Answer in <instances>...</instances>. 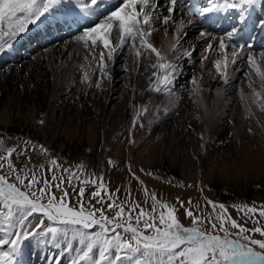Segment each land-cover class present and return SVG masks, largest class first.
<instances>
[{
    "label": "rangeland",
    "instance_id": "rangeland-1",
    "mask_svg": "<svg viewBox=\"0 0 264 264\" xmlns=\"http://www.w3.org/2000/svg\"><path fill=\"white\" fill-rule=\"evenodd\" d=\"M50 27V24H46L45 28L32 33L37 36L46 31L48 35ZM86 27L81 26L71 35L76 37ZM69 39L71 38L67 36L62 40L69 41ZM24 43L26 45V41ZM54 43L51 42L46 47L37 46L33 53H42L47 47H55L57 44ZM127 49H130L129 45L122 48L123 53L119 51L114 54V57L118 58L113 67L115 72L111 74L110 65L107 69L112 77L111 81L105 78L101 88L95 87L100 78L99 68L95 65L94 75L91 77L92 86L83 81L84 85L81 88L78 81L79 83H76L68 94L60 95L53 117L51 116L49 120L38 111L29 110L27 105L20 106L19 102L12 104V107L8 105L9 108L11 107L10 110L3 104L0 109L3 113L0 117L7 116V121L14 123L10 111L22 109L20 127L33 128V124L43 121L41 124L44 125L46 138L39 140L28 133L24 134L21 129L13 132L8 130L9 127L0 126V140L3 141V145L0 146V156H6L8 148L15 149L11 157L14 167L21 172L29 171V176L34 172L36 179L40 181L38 188L47 180L51 186L49 190L58 198L61 195L60 188L66 189L71 206L78 207L76 192L83 187L85 207H88L89 202L95 208L103 207L106 210L105 214L110 218L115 216V210H108L107 205L113 200L116 205L124 206L125 213L130 210L131 204H138L139 207L132 212L133 217L139 214L141 208L151 212L153 207L151 194L155 193L158 200L175 208L176 216L185 227L192 226L193 218L186 215L187 211L191 210L195 216L203 218V223L200 225L202 230L212 231L210 220L215 221L219 229L220 222L215 218L221 214L219 205L223 204L230 219L236 220L243 227L264 228V217L259 215V211L252 214L242 207L247 205L258 210L264 207V111L253 104L251 114L248 111L242 113L244 121L242 126H230L231 115L238 103L240 90L243 89L246 95L251 94L247 72H242V75L234 80L230 92L224 93L221 100V104L227 102L223 120L229 126L218 128L220 134L215 135L207 143L202 144L203 139H201L203 134L201 111L191 100L192 97L189 98V95H195L193 89L188 88L193 79L191 75L187 77L188 81L175 86V90L180 94L179 106L185 104L188 99L194 104L191 123L188 126H181L179 120L173 121V119L168 121L167 126H151L141 141L137 142L133 137L136 127L133 121L137 120V114L141 112V101L132 91L136 86L132 78L136 68L132 67L134 62L129 59V55L132 54L126 53ZM62 59L68 60L67 56H63ZM128 62L131 67L128 66ZM20 64L16 63L18 66ZM142 68L139 72L141 76ZM2 73L4 74V66L0 65V74ZM252 79L253 87L259 91V78L254 70H252ZM213 80V82H209V79L203 80L202 85L214 88L217 80ZM108 86L114 89L111 93L112 98H108ZM4 88L5 82L0 81V103L6 99L8 102L13 94L21 93L23 86L20 84L18 87L20 90L16 86L11 87L8 94H5ZM207 95L214 96L209 91ZM87 122L94 126H85ZM44 149L47 151L45 152ZM186 156L192 157L193 162L190 163V160L185 159ZM52 160H56L57 164L53 165ZM3 163L4 168L0 169V174L8 176L10 182H16L15 175L8 170L7 159ZM192 167L193 171H191ZM27 183L28 181L25 180V184ZM100 183L105 185L103 190L97 188V184ZM57 184L60 188L55 187ZM94 191H100L105 203L101 204L98 202L99 198L92 197ZM160 210L157 206V213ZM40 219H44L46 226L52 224L42 214L36 213L29 218L26 222L27 227L23 230L33 228ZM226 226L229 227L230 238H239L236 235L239 229L231 228L230 223ZM98 230L95 228L89 231ZM16 231L21 229L13 230L14 233ZM118 231L128 238V234L123 233L122 230ZM216 234L224 235L223 232ZM247 234L255 239L264 238L255 232ZM4 236V232L0 230V238ZM11 238L14 239L15 236ZM70 240L71 233L68 239L58 237L52 240L50 235L28 237L21 244L18 259L22 258L23 264H73V261L80 264L86 261L79 259L84 247L80 245L79 238L71 241V248L68 247ZM5 248L7 246H2V250ZM137 259L140 257L117 255L113 250L107 259L100 260L97 247L88 260L90 264H120L122 261L136 264Z\"/></svg>",
    "mask_w": 264,
    "mask_h": 264
},
{
    "label": "snow or ice",
    "instance_id": "snow-or-ice-1",
    "mask_svg": "<svg viewBox=\"0 0 264 264\" xmlns=\"http://www.w3.org/2000/svg\"><path fill=\"white\" fill-rule=\"evenodd\" d=\"M69 3L70 0H0V53L10 49L12 42L21 34L26 33L30 25L54 18L55 14L61 8L68 7ZM75 4L79 8V12L72 13L74 18L89 13L93 6L100 9L97 13V21L93 22V26L83 28L81 33L75 37L78 43H81L89 53L93 54L96 66L99 68L100 78L95 87L101 88L105 78L111 81L112 77L107 71L109 62L113 60L117 50L127 44L137 63L142 55L155 54L156 62L151 67L164 69L165 72L163 74H158L155 71L152 73L155 80L153 81L150 77V90L170 95L177 66L168 62L166 54L149 42L148 37L154 31L150 0H120L119 4L111 7L106 6V0H75ZM101 5H105V7L101 8ZM168 5L166 9L168 15L162 18L157 17V19H162L164 25L172 20L177 0H168ZM245 6L264 8V0H225L222 4L213 2L198 10V14L205 17L209 13L244 9ZM188 15H192L191 10L188 11ZM240 19L245 20L243 13L240 15ZM72 22H75V19ZM183 24L184 21L181 20L180 27H183ZM114 32L115 44L113 43ZM177 32L179 33V28ZM209 35L206 32L200 33L201 38ZM242 38L243 29L237 26H234L224 36L219 37L218 44L222 59H216L214 66L220 78L227 84L230 79L229 66L235 64L237 58L243 56L246 50L248 51L246 57L250 66L248 87L251 89V94L246 95L241 89L240 98L246 110L251 114L253 104L264 111V68L251 53V45L233 43V41ZM225 41L229 43H225ZM176 42L172 45L173 50L179 42V35L176 37ZM229 47H231L230 54L226 51ZM97 48H100L98 55L95 54ZM212 48L213 45L209 43L206 51H210ZM186 55L190 57L191 52H187ZM260 56L264 59V52H261ZM204 59L207 57L205 56ZM252 70L259 78V91L253 87ZM83 79L86 84L92 86L88 71L83 73ZM192 85L193 93L199 95L202 89L196 78L192 79ZM219 92L220 90L217 89V94ZM141 112H147V106L142 105ZM138 119L139 113L137 114ZM135 123L136 120L133 121L134 126ZM201 139H203V134H201ZM2 145L3 141L0 140V146ZM14 151L15 149L8 148L6 149L7 155L0 156V169L4 168L3 162L7 159L8 170L15 175L16 181L10 182L8 176L0 174V205H2L0 207V230L5 234L4 238H0V264H23L22 258L18 259V256L22 242L28 237H48L50 235L52 240H56L58 237L68 239L69 233H71L69 248L72 247L71 241L77 238H79L80 245L84 246L82 255L79 257L81 261L91 259L94 249L98 247L100 260L107 259L114 250L117 255L140 257L136 264H264V238L255 239L247 234L255 232L264 237V228L259 226L253 229L243 227L236 220L230 219L223 204L219 205L221 214L215 218L220 222L219 229H217L216 222L210 220L211 232L201 229L203 218L195 216L191 210H188L186 215L193 218L192 226L185 227L176 216L175 208L158 200L155 193L151 194L153 201L151 212H146L141 208L139 214L133 217L132 212L139 207L138 204H131L130 210L125 213L124 206L116 205L113 200L107 205L108 210H115V216L110 218L105 214L106 210L103 207L95 208L90 202L88 207H85L83 202L85 189L83 187H80L76 192L78 207L70 205L67 190L60 188L59 184L55 185L61 191L59 198L49 190L51 186L47 180L43 182L42 187L38 188L37 185L40 181L36 179L34 172L29 176V171H18L12 164L11 157ZM44 151L47 150L44 149ZM109 162L111 163V161ZM52 164L56 165L57 161L52 160ZM53 179L55 180L56 177L54 176ZM25 180L28 181L27 184H25ZM84 183H88V181H84ZM141 184H143L142 181ZM97 188L103 190L105 185L97 184ZM117 191L119 190L117 189ZM144 191L147 195V188ZM91 195L93 198H99V203H105L100 191H94ZM177 199L179 200V198ZM209 203L212 202L209 201ZM181 205L183 206V202ZM157 206L161 209L158 213ZM242 207L252 214L259 211V215L264 217V207L259 210L247 205ZM36 213L42 214L52 224L46 226L44 219H40L33 228L24 231L23 229L27 227L26 222ZM229 223L231 228L239 229L236 233L239 238H230L231 233L229 227L226 226ZM256 223L259 222L256 221ZM16 228H20L21 231L14 233L13 230ZM95 228L99 230L89 231ZM118 230L128 234V238H125ZM218 232H223L224 235L216 234ZM13 235L14 239L11 238ZM2 246H7V250H2ZM73 264H77V262L73 261Z\"/></svg>",
    "mask_w": 264,
    "mask_h": 264
},
{
    "label": "bare ground",
    "instance_id": "bare-ground-1",
    "mask_svg": "<svg viewBox=\"0 0 264 264\" xmlns=\"http://www.w3.org/2000/svg\"><path fill=\"white\" fill-rule=\"evenodd\" d=\"M109 1L110 6H115L120 3V0ZM150 3L152 7V26L154 31L151 36L148 37L149 42H151L157 49H160L163 53H165L167 61L175 64L177 69L174 73L175 80L171 86L170 95L151 91L150 77L153 81L155 80V78L152 77V73L155 71L158 72V74H163L165 70L153 69L151 67V65L156 62L155 54L142 55L137 63L135 62L133 52L130 49H127L126 53L130 52L132 54H128L129 59L131 58L130 60L134 62L132 67L136 68V70L132 73V78L134 82H136V86L132 89L133 94L139 97L141 106H147V112H140L139 119L136 120V127L133 135L134 140L140 142L147 134V130L151 126H167V124H169L168 121L170 122L173 119V121H175V119H177V121L179 120L181 126H188L191 123V114L193 112L194 104L188 99L185 104L179 106L178 103L180 101V94L175 90V86L177 84H182L187 80V77L191 75V77L193 76V78L198 80L202 89V92L199 95H189V98L192 97L191 100L196 103L195 106H198L201 111V125L203 126L202 144L207 143V141L212 139L215 135L220 134L218 128L220 129L222 126H229L225 124V121L223 120V114H226L225 112L227 106V102L221 104L224 93L230 92L234 80L239 78L242 72L245 71L248 74L250 70V66L247 63L246 58L248 51L246 50L243 56L237 58L235 64L229 66L228 71L230 79L229 82L225 84L214 66V61L216 59H222V54L219 51L218 38L224 36L228 31H231L230 24L232 22H238L242 13L245 16V19L247 15H250V13H255L258 17L260 16L264 18V8L245 6V8L237 14L230 12L229 20L226 22L228 28L224 34L220 35V25H216L214 27L210 26L207 28L201 19L186 14V1L184 0H177L176 10L172 13V20H170L167 25H164L162 23V19H157V17L162 18L163 16L168 15L166 11L169 6L168 0H150ZM246 9L248 10L246 13L247 15H245ZM229 10L234 11V9ZM99 11L100 9H96L93 6L89 13L81 14L74 18L72 13L79 12V8L75 4V0H70L68 7L61 8L60 11L55 14L54 18H49L35 25H30L29 30L26 31V33L21 34V36L12 42V47L10 49H6L5 52L0 53V65L4 66V74H0V81L5 82V94H8L9 90H11V87L13 86H16L17 88L20 84L23 86L21 93H18V95L13 94V97H10L8 102H6L7 99L1 102L0 109L4 104V106L10 110L12 104L19 102L18 104L20 106L27 105L29 106V110L38 111L41 115H45L47 120H49L51 116L53 117L55 105L61 98L60 95L68 94V92L72 90V87L79 82V87L82 88L84 85L83 73L85 71H88L91 77L94 75L96 61L93 59V54L89 53V51L85 49L81 43L76 41L75 36L73 37L71 34L74 33L78 29L77 27L81 25H88L89 27L93 26V22L97 21V13ZM73 19H75V22H72ZM181 20L184 21L183 27H180ZM66 21L68 22L66 23ZM48 23L53 24V29L50 30V34H39L36 38L35 36H32V32L34 30L43 28ZM178 28L179 33L177 32ZM201 32H206L210 35L205 38H201ZM30 34L32 35L30 36ZM177 35H179V42L173 50L172 45L177 43ZM67 36L71 38L69 41L62 40ZM25 41L26 45H24ZM51 42H57V45L54 43L56 45L55 47H47V49L42 53H33L37 46L43 45V47H46ZM113 43H116L115 32L113 34ZM209 43L213 45V48L210 51H206ZM225 43L229 42L225 41ZM126 46L127 44L124 48ZM99 51L100 48L95 49V54L98 55ZM119 51L123 53L122 49H118L116 53ZM189 51L191 52L190 57L186 55ZM226 51L230 54L231 47H229ZM261 52H264V50ZM261 52L254 53L251 49V53L255 56L257 62L262 68H264V59L260 56ZM63 56H67L68 60L62 59ZM205 56L207 59H204ZM85 57H87V59H85ZM126 58H123V60ZM58 59L62 60L58 61ZM127 60L125 62H127ZM117 61L118 58L114 57L113 60L109 62V65L112 66V75L115 72V68L113 67ZM130 62H128V66L131 65ZM16 63L21 64L18 66ZM89 65L93 66L89 67ZM143 65H145V69L142 68ZM141 68L143 69L142 76L139 73ZM206 79H209V82H213V79H216L217 81L214 83V85L216 84L215 87H204L202 85V81ZM132 85H134V83H132ZM188 88L193 89L192 81L190 82ZM217 89L220 90L219 94H217ZM18 90L20 89L18 88ZM113 90V87H109L108 98H112L111 93ZM208 91L212 92L214 96L209 97L207 95ZM239 95L237 99L238 103L233 108V114L230 119L232 123L230 126H242V123L244 122L242 113L247 110ZM8 105L11 107L9 108ZM10 112L14 119V123L8 122L6 119L7 116L3 115L0 117L1 127H9L8 130L13 132L21 129L20 131L24 132V134L28 133L33 138L39 140H44L46 138L43 124L37 122L32 125L34 126L33 128L23 129L20 127L21 125L19 122L23 110L16 109L13 111L11 110ZM2 113L3 111H0V115ZM172 115L175 117L173 116V118H171ZM88 122L85 126H94V124ZM191 158L190 156L185 157V159L190 160V163H192L193 161ZM166 163L172 166L171 163L167 161ZM192 168L191 171L194 170V168ZM4 250L6 251L7 248ZM80 264H90V260L83 261ZM120 264H127V262L122 261Z\"/></svg>",
    "mask_w": 264,
    "mask_h": 264
}]
</instances>
